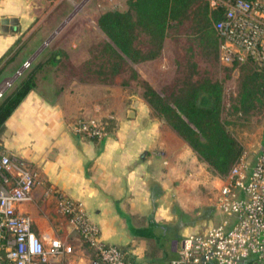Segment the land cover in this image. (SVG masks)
Returning a JSON list of instances; mask_svg holds the SVG:
<instances>
[{"label":"crops","instance_id":"obj_1","mask_svg":"<svg viewBox=\"0 0 264 264\" xmlns=\"http://www.w3.org/2000/svg\"><path fill=\"white\" fill-rule=\"evenodd\" d=\"M130 1L118 0L117 9L132 11ZM44 4V0H0V20L18 18L16 31L0 27V84L13 76L15 61L21 66L42 56V40L34 29L23 36L26 48H15ZM176 22L171 21V27ZM98 30L106 35L99 26ZM133 32V45L139 49L136 40L145 30L136 24ZM121 54L124 64L134 63ZM244 64L252 66L246 61L236 68ZM38 77L36 72V87L0 128V152L12 158L9 180L23 165L36 173L37 183L18 209L31 217L38 234L73 244L72 256L78 264L93 258V249L59 209L60 196H67L82 202L100 239L120 247L130 264H166L179 255L184 235L221 222L211 219L220 210L216 199L226 176L197 154L134 82L74 79L57 84L43 83ZM80 120L101 122L106 133L99 138L86 136L75 129ZM262 136L263 131L255 140L237 137L243 147L238 160L252 165ZM8 186L0 176V188ZM50 215L55 225L47 219ZM80 244L86 255L80 253Z\"/></svg>","mask_w":264,"mask_h":264},{"label":"built area","instance_id":"obj_2","mask_svg":"<svg viewBox=\"0 0 264 264\" xmlns=\"http://www.w3.org/2000/svg\"><path fill=\"white\" fill-rule=\"evenodd\" d=\"M207 1L222 11L213 24L219 60L225 64L249 61L264 70V0ZM29 64L25 60L0 84V97ZM75 129L94 138L106 133L104 125L94 120H80ZM11 166V155L0 152V176L9 182L7 188H0V264H78L72 256L73 244L48 233L38 234L31 217L18 209L37 177L23 165L9 180ZM225 176L216 206L227 217L201 232L184 235L179 255L166 264H264V130L253 164L238 160ZM59 209L93 249L94 256L86 264H130L120 247L100 239L81 201L60 196Z\"/></svg>","mask_w":264,"mask_h":264},{"label":"rangeland","instance_id":"obj_3","mask_svg":"<svg viewBox=\"0 0 264 264\" xmlns=\"http://www.w3.org/2000/svg\"><path fill=\"white\" fill-rule=\"evenodd\" d=\"M203 1L198 0L184 21L168 29V39L163 42L159 55L143 59L139 63L131 62L137 67L138 76L133 74L134 68L128 60L126 64L120 62L121 68L117 73H110L106 68L109 56L112 61L116 60L114 53L105 48V41L113 45L114 43L98 30L97 19L103 11L117 9L118 0H44L45 4L39 15L30 29L22 34L21 41L15 49L26 48L27 41L23 36L30 30L34 29L42 40L43 51L40 60L36 59L32 63L30 61L29 66L24 69L25 73L47 54L52 51L60 52L61 61L56 66L44 64L37 70L38 78L43 83L53 81L57 84H68L74 79L107 82L125 79L131 80L142 90L144 86L141 80H145L163 95L169 94L188 81L203 78L220 80L224 85L223 115L229 119L227 124L229 130L236 137L255 140L264 130V102L255 112L228 114L239 91L240 73L243 68L247 70L250 66L244 64L238 69L219 60L217 46L211 39L207 41L206 38V31L212 24L205 25L204 17L201 15V6L198 5ZM139 35L136 46L144 54L149 48L155 47L149 43L146 32ZM14 64L16 67L19 66L18 61ZM226 217L223 211L219 210L211 220L214 223L222 222ZM47 219L54 224L53 216L50 215ZM80 245V253L86 255L82 244Z\"/></svg>","mask_w":264,"mask_h":264},{"label":"trees","instance_id":"obj_4","mask_svg":"<svg viewBox=\"0 0 264 264\" xmlns=\"http://www.w3.org/2000/svg\"><path fill=\"white\" fill-rule=\"evenodd\" d=\"M198 0H131L132 11L106 10L98 16L97 23L110 40L105 41V48L114 53L116 61L111 57L107 60L110 73L120 70V62L124 61L123 52L132 62L153 58L163 45L166 29L176 20L180 23L188 17L187 10ZM201 6L205 25H210L206 31L207 41L211 39L219 49V38L214 28V21L221 17V9L211 8L207 0ZM198 13V11H196ZM140 25L148 35L149 48L142 53L133 45L134 27ZM213 34V35H212ZM121 51V52H120ZM59 51H52L44 62H39L32 69L25 70L17 76L5 94L0 98V128L6 118L21 102L27 92L36 87V72L44 64L56 66L61 61ZM13 57H10L11 60ZM241 63L233 62L232 67ZM240 73L238 94L231 104L228 114L255 112L262 106L264 94V70H259L253 64ZM105 66V65H104ZM20 67V66H19ZM245 67V66H242ZM18 68V67H17ZM133 74L138 73L133 69ZM104 81V80H103ZM143 94L152 107L164 120L205 160L219 175H227L231 167L238 161L243 147L237 137L229 130V119L223 115V82L216 79L203 78L188 81L169 94H161L145 80H141Z\"/></svg>","mask_w":264,"mask_h":264},{"label":"water","instance_id":"obj_5","mask_svg":"<svg viewBox=\"0 0 264 264\" xmlns=\"http://www.w3.org/2000/svg\"><path fill=\"white\" fill-rule=\"evenodd\" d=\"M1 23V29L4 31H16L17 30V24H18V18L15 16L10 17H2L0 20Z\"/></svg>","mask_w":264,"mask_h":264}]
</instances>
